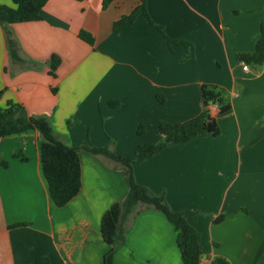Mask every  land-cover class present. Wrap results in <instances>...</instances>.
Wrapping results in <instances>:
<instances>
[{
  "label": "crops",
  "instance_id": "obj_1",
  "mask_svg": "<svg viewBox=\"0 0 264 264\" xmlns=\"http://www.w3.org/2000/svg\"><path fill=\"white\" fill-rule=\"evenodd\" d=\"M103 1L49 0L40 21L7 27L18 61L0 26V107L10 101L46 119L65 145L89 142L132 159L138 146L159 143V122L199 115L202 85L224 89L229 112L209 107L217 137L168 147L135 165L133 175L173 212L188 213L200 233L201 264H264V67L243 71L237 58L254 51L264 0H146L148 19L190 47H170L144 15H132L141 0H111L105 9ZM53 56L60 61L54 77ZM41 141L37 131L0 139V264H104L109 246L100 221L127 195L124 172L79 153L80 191L57 208L41 174ZM135 211L112 264H182L166 218ZM16 224L25 226L10 228Z\"/></svg>",
  "mask_w": 264,
  "mask_h": 264
},
{
  "label": "trees",
  "instance_id": "obj_2",
  "mask_svg": "<svg viewBox=\"0 0 264 264\" xmlns=\"http://www.w3.org/2000/svg\"><path fill=\"white\" fill-rule=\"evenodd\" d=\"M8 1L10 6L0 3V26L4 29L5 42L8 52L13 60L18 61L16 42L12 39L7 27L15 24L38 22L41 20V12L49 0H2ZM111 0H104L102 8L105 9ZM146 0L133 10L132 15L138 11L148 19L146 11ZM127 18L114 24V27L121 24ZM150 25L161 33L168 45L190 44L181 40L168 38L164 29L156 26L150 19ZM80 40L93 44L90 35L81 32ZM238 61L247 66H264V16L259 25V36L254 51L249 54H239ZM60 61L53 56L49 62V75L54 77ZM202 110L198 116L179 124H171L161 121L156 125V132L160 141L156 145H140L135 150L132 159L116 155L108 147H94L89 142L75 143L70 146L63 144L54 136L50 123L41 117H33L27 114L25 109L12 102L0 107V139L5 137L22 135L37 131L41 136L39 147L41 174L47 185L51 202L57 208H62L74 199L81 188V167L79 153L84 152L92 156H102L112 162L116 168H120L128 182V192L123 201L113 204L102 216L100 221V235L106 245L108 252L104 256V264H112L115 252L125 245V225L132 216H137L141 211H135L138 206L144 210H153L161 213L172 225L175 232L176 246L180 253L182 264H201L202 252L200 250V233L194 229L186 220L188 213L173 212L163 195L155 196L147 188L136 183L133 175V167L148 160L162 150L188 143L197 136L217 137L220 128L216 120L209 116V107L216 106L218 114L224 115L231 109V104L226 99L225 90L215 85L201 86ZM162 102V99L159 98ZM115 107L117 103H110ZM69 124V123H68ZM140 126L138 134H143ZM15 158L25 162L26 159L20 154ZM4 165V163H3ZM135 211V212H134ZM219 216L214 224L223 220ZM24 224H16L10 228H19ZM35 264H50L47 258H39ZM212 264H229L222 258H216Z\"/></svg>",
  "mask_w": 264,
  "mask_h": 264
},
{
  "label": "built area",
  "instance_id": "obj_3",
  "mask_svg": "<svg viewBox=\"0 0 264 264\" xmlns=\"http://www.w3.org/2000/svg\"><path fill=\"white\" fill-rule=\"evenodd\" d=\"M242 65V70L243 71H247L248 70V66L244 63L241 64Z\"/></svg>",
  "mask_w": 264,
  "mask_h": 264
},
{
  "label": "rangeland",
  "instance_id": "obj_4",
  "mask_svg": "<svg viewBox=\"0 0 264 264\" xmlns=\"http://www.w3.org/2000/svg\"><path fill=\"white\" fill-rule=\"evenodd\" d=\"M86 43V42H85ZM88 44V43H87ZM251 67V66H250ZM262 67H264V66H262ZM250 69H256V70H258V69H262L261 68V66H256V67H251ZM251 71H253V70H251Z\"/></svg>",
  "mask_w": 264,
  "mask_h": 264
}]
</instances>
